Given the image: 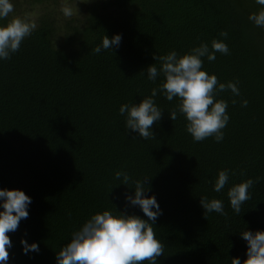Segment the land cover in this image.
Returning <instances> with one entry per match:
<instances>
[{"label":"trees","instance_id":"1","mask_svg":"<svg viewBox=\"0 0 264 264\" xmlns=\"http://www.w3.org/2000/svg\"><path fill=\"white\" fill-rule=\"evenodd\" d=\"M68 1L13 0V13L0 21L37 24L18 52L0 60V188L32 198L28 218L9 233L7 264H56L57 252L97 212L147 219L125 202L145 177L146 195H155L163 210L152 225L163 245L157 264H232L235 257L243 264L239 233L264 230V28L248 19L261 6L255 0H71L73 15L66 18L61 8ZM225 31L227 38L220 35ZM115 34L123 37L118 48L93 51ZM214 39L230 52L204 58L203 70L220 83L238 81L241 93L216 96L228 102L224 139L195 142L183 115L169 118L179 100L162 95L155 98L164 111L152 126L155 135L127 134L119 108L139 103L162 82L147 79L154 57L172 50L182 56ZM225 169L230 179L217 193L213 186ZM118 171L129 175L128 186L115 179ZM248 179L256 181L252 198L236 214L227 192ZM201 197L221 199L227 215L206 219ZM21 239L38 243L39 253L25 255Z\"/></svg>","mask_w":264,"mask_h":264},{"label":"clouds","instance_id":"2","mask_svg":"<svg viewBox=\"0 0 264 264\" xmlns=\"http://www.w3.org/2000/svg\"><path fill=\"white\" fill-rule=\"evenodd\" d=\"M261 6L258 13L250 14L248 19L257 27L264 28V0H255ZM14 11L13 0H0V21L6 20ZM63 15L68 18L73 15L71 6L61 8ZM37 28L34 20L14 17L7 24L0 23V60L10 59L18 52L25 38L30 37ZM227 38L228 33L221 32ZM122 35L115 34L111 38L105 35L102 43L93 51L100 54L102 51L118 48L122 42ZM230 52L226 43L213 40L211 47L201 43L193 47L190 52L179 55L172 50L163 56H155L156 63L147 67V79L156 83L163 77L158 87L151 89V94L139 103H125L119 108V114L125 117L127 134L136 133L141 139L147 140L155 135L153 125L163 116V109L156 103L158 95L171 102L179 100L177 110L169 113L172 121L177 119V113L183 115L187 121L186 131L191 134L195 142H201L214 137L217 143L224 139V129L230 120L227 113L228 102L216 100L220 92L230 90L234 96H240L238 81L220 83L215 74L210 75L203 70L204 58L209 62L216 60V54L228 55ZM159 62V67L157 66ZM233 103H236L233 100ZM248 101L243 100L242 106L247 107ZM133 138H136L133 136ZM233 175L235 173H232ZM115 179L121 180L128 186L130 177L125 172H116ZM145 177L135 182L134 194H125L126 205L138 206L147 219L138 215H129L120 211L104 210L90 216L71 235L70 241L64 245L56 255V264H157V257L163 254V245L156 238L152 225L163 214V210L155 197L148 196L150 191ZM230 171L225 169L218 173L213 190L222 192L229 182ZM253 179H248L232 186L227 196L232 210L239 214L242 205L252 198L250 189ZM32 198L20 189L0 188V264H7L12 240L9 233H14L23 219L29 216V206ZM201 206L207 214L213 212L227 215L221 199L201 197ZM246 242L247 259L243 264H264V230H246L239 233ZM23 253H39V244L28 243L21 239ZM232 264H242L239 257L232 258Z\"/></svg>","mask_w":264,"mask_h":264},{"label":"rangeland","instance_id":"3","mask_svg":"<svg viewBox=\"0 0 264 264\" xmlns=\"http://www.w3.org/2000/svg\"><path fill=\"white\" fill-rule=\"evenodd\" d=\"M76 1H79V0H76ZM70 2H71V0L67 2V5H69V4H70ZM72 4H75V2H74V1H72ZM69 6H70V5H69Z\"/></svg>","mask_w":264,"mask_h":264}]
</instances>
